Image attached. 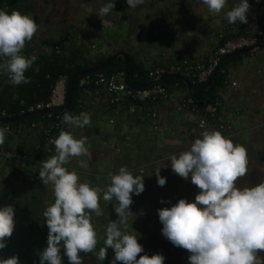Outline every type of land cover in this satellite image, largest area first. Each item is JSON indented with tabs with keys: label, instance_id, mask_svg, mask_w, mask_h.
<instances>
[{
	"label": "clouds",
	"instance_id": "1",
	"mask_svg": "<svg viewBox=\"0 0 264 264\" xmlns=\"http://www.w3.org/2000/svg\"><path fill=\"white\" fill-rule=\"evenodd\" d=\"M126 2L136 8L144 0ZM227 2L202 0L212 13H220ZM114 7L115 0H106L98 15L110 14ZM250 7L249 0H239L226 13L228 23L247 24ZM38 28L32 16L17 10L9 13L0 9V74L6 73L13 85L30 83L26 72L38 58L21 53ZM184 90L189 94L188 89ZM62 123L71 128H84L91 124V117L88 112L79 115L65 112ZM7 132V128L0 127V145L4 144ZM86 142L87 137L76 138L72 132L62 129L52 141L55 154L41 162L39 179L44 185L52 186L55 199L43 213L49 231L47 246L38 253L40 264H65V257L68 264H83L81 253L94 251L97 259L104 262L109 248L114 251L110 264H117V261L121 264H164L166 258L161 253L139 255L144 252L143 245L135 234L126 230L133 214L130 208L132 196L145 191L144 176L134 175L126 166H121L118 172L109 174L107 187L101 189L87 181L81 182L75 170L65 167L73 157H90ZM169 159L173 173L185 180L190 178L199 192L193 201L181 198L171 207L158 210L164 237L190 253L189 264H264V258L259 255L264 252V180L251 187L237 184L248 174L246 147L234 143L219 130H205L187 150L172 154ZM160 173L161 168L154 169L158 185L164 186L166 177ZM101 199L118 203L114 208L118 219L106 226L103 246L96 251L98 233L91 221L92 213L97 217L103 215ZM14 216L13 205L0 206V249L6 247L7 238L14 232ZM0 264H20V260L18 256L0 258Z\"/></svg>",
	"mask_w": 264,
	"mask_h": 264
},
{
	"label": "crops",
	"instance_id": "2",
	"mask_svg": "<svg viewBox=\"0 0 264 264\" xmlns=\"http://www.w3.org/2000/svg\"><path fill=\"white\" fill-rule=\"evenodd\" d=\"M229 1L220 13L209 12L207 7L199 11L195 3L187 4L182 9L172 10V3H169L168 8L153 9L152 14L145 15L147 28L150 27L148 35L142 39L139 35L130 36L125 31L122 35L123 47L117 50L127 53L129 51L149 68L162 59L165 53L175 62L183 59L203 62L209 59L220 45V34L238 33L239 22L228 23L226 13L239 0ZM68 37H71V41H77L78 45L85 41L75 31ZM35 38L26 43L21 54L27 57L37 56L38 59L32 67L38 69L44 64V60L52 59L53 53L60 54L62 51L57 52L53 49L57 38L41 39L39 42ZM130 38H136L137 42L131 44ZM224 67L232 74L237 86L225 83L219 92L223 99L222 113L233 122L235 132L231 136L223 135L231 138L234 143L244 145L249 158L253 156L254 150L258 153L263 150V144L256 145L257 139L252 140L250 136L255 130L264 132V49L230 57L226 59ZM24 86L25 84H11L6 73L0 74V94L3 96L0 106L8 110L16 108L15 106L19 104L15 102L19 96L17 88ZM102 96V88L84 89L78 107L80 112L90 114L91 124L84 128H71L68 125L62 128L72 132L76 138L87 137L86 146L91 153L90 157H73L65 165L70 171L75 170L78 175L80 173L81 182H91L92 171L96 172L97 168L106 169V173L110 174L118 172L121 166H126L129 171L136 172L134 175L145 176L148 172L153 174L154 169H150L149 166L153 165L155 160L163 161L160 166H166L170 162V159L168 160L170 155L187 150L192 139L200 137L203 132L197 129L196 116L186 112H175L168 101H162L158 106L159 129L155 131L153 121L142 111L136 114L131 112V101L112 106L105 104ZM39 120L47 121L43 116L25 122L23 119L11 123L13 129L7 132L4 144L0 145V148L27 152L33 158L31 162L25 164L0 160V188L3 191L7 190L6 194L21 195L29 192L36 183L42 182L38 173L41 166L37 163L44 159L43 157L46 160L55 154V145L51 147L50 154L45 152L48 147L40 128L31 126L32 122ZM259 158L260 155L251 159L248 166L259 165V162H256ZM262 159L263 157L261 161ZM259 166L264 165L260 163ZM139 168H143L144 173H141ZM152 177L155 178V174ZM190 184L192 187V183ZM172 194L174 203L179 195L174 191Z\"/></svg>",
	"mask_w": 264,
	"mask_h": 264
},
{
	"label": "rangeland",
	"instance_id": "3",
	"mask_svg": "<svg viewBox=\"0 0 264 264\" xmlns=\"http://www.w3.org/2000/svg\"><path fill=\"white\" fill-rule=\"evenodd\" d=\"M105 2L106 0H26L25 7L20 12L32 16L39 25L38 32L34 35L37 42L41 39H55L60 35L70 36L75 31L79 37L85 40V45L88 46V43H90L88 49L93 54L95 51L101 52V50L111 53L115 51L114 49L122 48V35L125 31L130 36L136 37L139 35L144 39L150 29V27L147 28L145 15L152 14L153 9L168 8L169 3L173 5L172 10L182 9V7L191 3H195L199 11L207 7L202 3V0H144L143 4L131 8L126 0H115L113 11L101 17L98 12ZM88 9L92 11L89 12ZM143 11L146 13L144 14ZM136 42V38H130L131 44ZM92 43L97 46L96 49L91 48ZM251 134L250 138L252 140L257 139L256 145L263 144V150L259 153L254 150L253 156L248 158L249 162L260 155L259 160L256 162H259V165L260 163L264 165V132L255 130ZM261 157H263L262 161ZM162 162L161 160H155L154 164L149 167L153 170L159 167ZM253 165L248 166V174L237 181L238 186L251 187L258 184L260 180H264V166ZM96 170V172L92 171L93 180L89 183L92 186L105 189L109 183V174L106 173V169L97 168ZM139 170L141 169L139 168ZM170 170L171 167L167 166L164 170L165 173L161 171L160 174L164 176ZM84 173H87V171ZM132 173L135 174L136 172ZM153 175L154 173L148 172L144 176L145 191L140 195L133 194L132 196L133 204L130 208L133 214L129 217L126 230L135 234L139 238L138 242L143 245L144 252L139 255L147 253L151 256L155 253H161L166 258L164 264H189L188 257L190 253L186 249L174 246L162 234L161 229L163 226L159 221L158 210L171 207L181 198L193 201L199 189L197 186L192 184L191 187V184H189L188 192L190 193H187V196L184 197L179 196L176 202L173 203V191L170 185L175 180L168 179L171 183L166 181L164 186H159L156 176L153 178ZM5 192L8 191L5 189L3 191L0 188V206L8 204L14 206L15 228L12 236L7 238L6 247L0 249V258L6 259L11 256H18L20 264H40L38 253L47 246L49 231L43 213L47 206L54 203L53 188L51 185L46 186L39 182L32 186L29 192L21 195L6 194ZM161 201H164V203H161ZM100 205L103 209V215L97 217L95 213H92L91 221L98 233L96 251L103 246L106 226L112 220L118 219V214L114 211V208L118 206L115 200L105 201L101 199ZM259 255L264 258V252ZM81 256L83 264H110V261L114 258V251L111 248L108 249L107 258L104 262L97 259L95 251L93 253H81ZM64 259L65 264H68L67 258ZM117 264H121V262L117 261Z\"/></svg>",
	"mask_w": 264,
	"mask_h": 264
},
{
	"label": "built area",
	"instance_id": "4",
	"mask_svg": "<svg viewBox=\"0 0 264 264\" xmlns=\"http://www.w3.org/2000/svg\"><path fill=\"white\" fill-rule=\"evenodd\" d=\"M262 0H254L249 2L251 5L248 13V23L238 25L239 32L233 36H226L224 33L219 35L222 44L217 47L211 57L203 62H193L189 59H184L180 62L171 61L165 53L162 59L158 60L149 68V78H156L164 73H180L188 77L193 84H202L207 82L213 75L216 68L225 76V81L237 86V82L233 79L231 73L223 68L222 61L225 56L234 52L244 50L246 48L255 47L259 44H264V30L257 23L256 12L257 7ZM69 37L60 35L53 49L61 52L63 47L68 43ZM91 48L96 49L97 46L92 44ZM67 83L68 77L61 75L52 88V93L48 101L40 102L32 106L28 112L36 110H60L65 107L67 101ZM80 86L83 89L96 87L103 89V102L108 105L124 104L131 101L130 110L132 113L142 111L147 118L154 122L153 129L157 131L158 125V106L161 101H168L172 104L175 112H188L197 117V129L205 131L208 128L219 130L222 134L234 135L233 122L229 117L222 113L223 99L218 96L214 102L208 103L205 107L199 105L195 98L187 93L179 83H174L171 86L156 83L154 85L143 87L140 89L131 88L125 82V72H118L112 75L103 72H97L96 75L87 74L81 77ZM27 112L22 110L21 114ZM47 121L41 120L32 122V128H40L42 135L47 143V152H51V147L54 145L52 141L57 137V134L62 129L63 123L60 116L53 114H45ZM1 116L10 118L11 116L3 111ZM53 116L55 118H53ZM113 122V121H111ZM0 127H5L8 132L12 130L10 123L0 121ZM196 139V138H195ZM192 139L191 143L195 140ZM18 161L23 164L31 162L33 158L27 152L16 150H8L0 148V160ZM141 168L140 172L144 173Z\"/></svg>",
	"mask_w": 264,
	"mask_h": 264
},
{
	"label": "trees",
	"instance_id": "5",
	"mask_svg": "<svg viewBox=\"0 0 264 264\" xmlns=\"http://www.w3.org/2000/svg\"><path fill=\"white\" fill-rule=\"evenodd\" d=\"M251 1L252 0H249V2ZM25 2L26 0H0V9L6 10L9 13H11V11L13 10L21 11L23 7H25ZM261 19L264 22V12L261 14ZM63 48L64 49L60 54L53 53L52 59L50 58V60H44V64H41L38 69H36L35 67H31L30 69H28V71L26 72V76L30 78V83L25 84L24 87L17 88L19 96L17 99H15V102L19 104L15 106L16 108L9 110L3 109V107L0 106V113L6 111L13 118L15 116H19L22 110L28 112V110L32 106H35L40 102H46L49 100L52 93L53 85L57 81L58 77H60L61 75H66L70 79L77 72H81L102 64L103 62L110 59L118 51L116 50L107 54L106 52L101 50V52L95 51L92 54V52H90L88 47L85 45V41L82 43V45H78L77 41H71V37L69 38V44L67 43ZM128 54L130 57V81L135 85L145 83L149 79L148 65H146L144 62L139 61L136 56L131 54L129 51ZM225 63L226 61L223 62L222 66H224ZM101 72L108 75H112L118 72H126L125 59L119 57L113 60V62ZM92 74L96 75L97 73ZM80 80L81 77L77 78L72 87V106L70 113H72L73 115H79L80 112V109L78 107L79 98H81L82 91L84 90L79 84ZM176 82L179 83L182 88L187 89V85L183 81L178 79L168 78L161 81L160 83L167 86H171ZM224 84L225 77L220 72L217 74L211 86L201 96L195 98L196 102L199 103V105L202 107H205L208 103L214 102L215 99L219 96V92L222 89V86H224ZM204 85L205 83L194 84V89L198 91L202 89ZM2 99L3 96L0 94V102ZM21 103L23 104L21 105ZM64 108L65 107L60 108V110H64ZM43 116L46 115L36 114L34 116L24 119V122ZM55 117L53 116V118ZM62 117L63 116L60 117L61 120ZM65 125L67 124L63 123L62 128ZM45 152L47 154L51 153L47 151ZM43 158L45 159V157ZM44 159H39L40 161L37 164L42 166L41 162ZM166 165L170 166V162ZM159 168H161V171L164 172L166 167L163 165L159 166ZM164 177H166V181L168 179L175 180L174 183L172 182V185H170L172 191H174L181 197L187 196V193H189L188 186L191 183L190 179L185 180L178 174L173 173L172 169L170 170V172L164 174ZM169 182L171 183V181Z\"/></svg>",
	"mask_w": 264,
	"mask_h": 264
},
{
	"label": "water",
	"instance_id": "6",
	"mask_svg": "<svg viewBox=\"0 0 264 264\" xmlns=\"http://www.w3.org/2000/svg\"><path fill=\"white\" fill-rule=\"evenodd\" d=\"M264 12V0L261 3V5L259 6L257 13H256V18H257V22L258 24L262 27V29L264 30V22L261 19V14ZM264 49V44L252 47V48H248L236 53H233L232 55L226 56L225 59H229L230 57H234L237 55H244L247 53H254L256 51H260ZM118 57H123L125 59L126 62V72H125V82L132 88L134 89H138V88H142L145 86H149L151 84H155L157 82H161L165 79L168 78H173V79H178L183 81L186 85H187V89L190 95H192L193 97H199L201 96L212 84V82L214 81V79L217 76L218 70L219 68H216L215 72L213 73L212 77L208 80V82L203 86L202 89L196 91L194 89V86L192 85L191 81L184 77L183 75L180 74H172V73H167V74H162L156 78L150 79L148 81H146L143 84L140 85H135L130 81V72H129V67H130V57L129 54L126 51H117L110 59H108L107 61L103 62L102 64L98 65V66H94L92 68H89L87 70L81 71V72H77L76 74H74L68 81L67 83V101H66V105L64 110L62 111H58V110H48V109H43V110H36L33 112H28L26 114L23 115H19L17 117H13V118H6L0 115V121L4 122V123H13L19 120H23L26 119L28 117L34 116L36 114H53L56 116H63V114L65 112H70L71 110V106H72V87L73 84L75 82V80L79 77H82L84 75L87 74H92V73H97L100 71L105 70L112 62L113 60L117 59Z\"/></svg>",
	"mask_w": 264,
	"mask_h": 264
},
{
	"label": "bare ground",
	"instance_id": "7",
	"mask_svg": "<svg viewBox=\"0 0 264 264\" xmlns=\"http://www.w3.org/2000/svg\"><path fill=\"white\" fill-rule=\"evenodd\" d=\"M119 58V57H118ZM123 58V57H122ZM159 59V58H158ZM160 60V59H159ZM156 63V62H155ZM93 75V74H92ZM59 78V77H58ZM69 79V78H68ZM87 89V88H86ZM83 90V89H82ZM162 102V101H161ZM130 103V102H129ZM113 106V105H112ZM62 111V110H61ZM134 114H136V113H134ZM145 116V115H144ZM13 129V128H12Z\"/></svg>",
	"mask_w": 264,
	"mask_h": 264
}]
</instances>
